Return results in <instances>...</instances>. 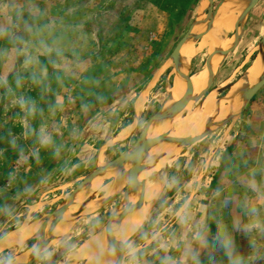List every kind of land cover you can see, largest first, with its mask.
Returning <instances> with one entry per match:
<instances>
[{
    "label": "rangeland",
    "instance_id": "374dc122",
    "mask_svg": "<svg viewBox=\"0 0 264 264\" xmlns=\"http://www.w3.org/2000/svg\"><path fill=\"white\" fill-rule=\"evenodd\" d=\"M200 1L0 0V236L24 220L36 222L29 220L51 213L61 197L79 185L83 179L79 176L85 177L95 169L97 151L108 134L121 133L136 99L188 31ZM220 1L215 0L214 5ZM245 26L241 44L221 66L212 88L234 73L264 35V0L259 1ZM76 36L88 40L79 42L83 49L93 50L83 57V77L77 75L76 59L66 58ZM256 53L229 83L244 75ZM208 54L209 47L195 57L192 73L205 65ZM34 63L47 74L28 72ZM175 78L174 64L168 62L144 100L142 123L136 135L160 109ZM227 91L219 98L223 99ZM263 92L264 88L258 95ZM248 114L249 108L242 120ZM228 127L229 124L202 139L194 150L179 155L172 166H162L163 191L160 183L154 182L162 193L160 201L154 203L129 251L144 245L177 217L210 152ZM134 140L110 147L104 160L119 156ZM222 146L216 150L204 182L192 199L196 204L189 205L179 230L190 224L196 231L211 215L216 219L212 225H218L214 228L231 227L232 192H221L216 187L223 165L230 160L225 152L221 154ZM213 190L217 194L209 204ZM119 202L117 197L104 212L80 222L66 238L57 239L56 246L35 264H66L69 254L97 234ZM236 209L241 212L240 205ZM193 234L197 239L198 232ZM181 236L180 241L184 238ZM249 244L244 239L245 252ZM26 248L9 250L0 255V262ZM257 259L264 264V251Z\"/></svg>",
    "mask_w": 264,
    "mask_h": 264
},
{
    "label": "water",
    "instance_id": "95a60500",
    "mask_svg": "<svg viewBox=\"0 0 264 264\" xmlns=\"http://www.w3.org/2000/svg\"><path fill=\"white\" fill-rule=\"evenodd\" d=\"M230 1L237 2V4H244H241L243 8L239 12V14H237L238 25L236 27L235 33L230 36L234 38V43L229 49H216L214 54H220L223 57L221 60V64L218 68H216V70L212 74L208 87L203 90L200 94L195 95V88L192 81V64L195 58L185 59L181 55V48L183 47V45L189 42L197 41L204 33L210 32L211 29H213L214 27L213 25L215 23V17L217 16V14L221 13L226 8L227 4ZM259 1L260 0H221L217 5H214L215 0H201L197 9V13L195 15V19L189 26L188 31L180 39L168 60L159 68V70L156 72L151 81L147 83V86L139 96L144 102V100L148 96V92L155 86V83L158 82L159 75H161L163 70H165V67L168 62L174 64L176 78H179L188 88L186 95L179 99L173 100L171 99V96L168 92L166 100L164 101L160 109L153 116H151V118H149L145 127L140 132L137 140H135L136 142L125 152L121 153L119 156L115 157L110 161L99 163L98 156L101 153L100 148L96 159L95 169L88 175L83 177L79 185L69 195L61 197V202L58 204L55 210H53L51 213H49L38 221L37 234L35 236L29 237L24 242L23 246L16 245L14 247L6 248L4 251L12 250L15 248L21 250V248H25L26 246L30 245V247L23 252V254L25 253L26 256L25 262L23 264H34L39 259H41L43 257L42 255H44L53 246L55 241V226L57 223L61 222L63 219L68 221H62V223L68 225L67 232L62 236L64 237L71 231V229L79 220L97 212L98 210L102 209L105 205L119 197L120 202L117 206V209L105 225V239L107 244L110 245L118 255V260L114 264H123L129 254L135 253L138 248L133 249L131 251H127V249L131 244V241L137 236L140 229L146 223L148 218L141 225V227L123 243H118L115 240L113 236V231L122 223V221L127 217V215L133 213L137 209L142 208L144 205L146 182L139 181V175L142 171L147 168L145 160L148 159L147 155L151 148L156 145V143L160 144L174 142L182 148V151H185L186 149L191 148L195 143H197L201 139L206 138L211 134L213 135V133L217 132L218 130L229 124L226 133L220 138L219 143H217L214 147L215 149L210 152L209 159L206 163L207 169L215 155L216 150L221 146L225 138H227V136L230 134L235 123L243 116L244 112L247 110L254 97L264 88V75H262V77L254 85L245 83L240 87L242 81L247 82V69L244 75H242L235 82L229 83V79L226 82H223V84L212 88L213 82H215L217 73L226 55L238 46L239 42L243 37L246 27L245 25L247 23V20L249 19V15L252 9L259 3ZM222 35L225 36L224 34ZM256 52L261 54L264 53V36L259 41L257 46L253 49V51L249 54L246 61L249 59L250 56H252L253 53ZM235 88H238V91L242 97V107L236 112L227 113L217 122L209 124L210 126L207 130H203L197 135H194L188 139L174 137L171 133L160 135L153 139H147V134L150 130L159 127L173 116L179 115L180 113L181 115H183L184 113H182V111L186 107L191 106L195 108L202 106L204 100L206 99V95L210 91H217V95L219 96V94L228 90L225 94L222 95L223 97L231 93ZM171 100L173 101L167 104ZM141 118L142 113H138V111L136 110L135 103V129L139 125V121L141 120ZM131 135L125 139L119 140L114 143H109L110 141L107 140V142H105L102 146L103 148H105L104 150L106 151L110 147L116 146L122 143L124 140L129 139ZM160 159L161 158L153 159V163H155L156 161L158 162ZM124 164H129L131 166L130 171H128L127 173L121 170ZM108 169H114L115 171H117L120 177V181L122 183L124 182V186L121 191L112 196H100L92 194V192H90L88 194V197H86V199L81 202L80 208L77 209V211L75 212L72 211L70 209V203L79 199L78 197L81 196L83 189L89 184H91L95 179L102 177ZM108 181L109 179H104V183H107ZM132 195H139V201L136 204H133L129 201V198ZM192 195L194 196L195 192ZM122 205L124 207L120 211ZM185 206H187V204ZM236 208L237 205L234 204L233 209L231 211L232 217L234 218L235 226H237L238 222H240L241 220V214L237 211ZM154 238L155 236L151 240H149V242L153 241ZM15 254L10 255V257L3 261L1 264H13Z\"/></svg>",
    "mask_w": 264,
    "mask_h": 264
},
{
    "label": "crops",
    "instance_id": "0c3cea01",
    "mask_svg": "<svg viewBox=\"0 0 264 264\" xmlns=\"http://www.w3.org/2000/svg\"><path fill=\"white\" fill-rule=\"evenodd\" d=\"M254 8L250 13L249 18ZM245 32H246V27L244 34ZM243 37L239 42L238 46L241 44ZM74 41L75 44H73L72 48L70 49V52L67 53L66 58L70 60L76 59V69L78 71L77 75L83 77L85 75V71L83 69V59H84L83 57L88 56V54L92 53L93 50H89V51L85 50L79 44V42L88 41L86 38L82 36H76ZM235 49H233L231 52H229L226 55L223 63ZM249 54L247 55V57L249 56ZM247 57L245 58L243 63L234 71V73L229 78H227V80L232 78V76H234V74L237 71H239L240 68H242L243 64L246 62ZM95 59L97 58L95 57ZM35 64L36 63H34V65L31 67V70L30 67L28 68L29 69L28 72L36 73L39 75L47 74L45 70H41L44 68L39 69L38 67L35 66ZM219 71L217 73V76L219 74ZM95 75L96 73H94V76ZM227 80H224L223 82H226ZM223 82H221L219 85L223 84ZM143 85L146 84L143 83ZM93 86H95V84H93ZM258 94L254 97V99L251 101L250 105L248 106L249 114L246 117H244L243 120L241 117L237 121L239 123L234 129L232 136H230L229 138L228 135L227 138H225V140L223 141L224 144L223 143L221 144L223 145L222 148L224 147L223 148L224 151L222 150L223 152H221V154L223 155L225 152L227 155L230 156L229 158L230 160H228L226 164L223 165V168L221 169V174L219 176L218 184L216 187L218 191L221 192L223 191L226 193L232 192L230 195L231 197L230 201H232L233 206L236 203H238L237 206L238 205L241 206L240 209L241 212H239L241 214V220L240 222H238V225L237 226L234 225V218L232 217V213H231L230 214L231 218L229 222V225H231V227L229 226L222 229L214 228L215 226L218 225H216V223H214L215 225H212L213 221L216 219H214L215 217H212L211 215L209 216V219L205 221L204 226L197 229L196 231L195 229L192 228L193 225L190 224H186L187 226H185L186 228L184 229L181 230L178 229L180 228L181 223L185 222L186 220L184 219V217L188 212L189 205H192L193 203L196 204V201H194L195 195L193 196L192 194L194 192L196 194L200 190V187L204 182V176L207 171L205 164L204 168L201 170V173L198 175L196 179L197 184L194 190L192 191L190 196L187 197L186 200L184 201L181 210L177 213L178 215H175L177 217L174 220H170L169 224L163 226L162 229H160L157 233H155L154 234L155 238L153 239V241L149 242V240L151 239H148L145 241L144 245L138 246L137 247L138 250L135 253L129 254L123 264H259L260 263L257 257L260 254V252L264 251V92L263 94L262 93L260 95ZM134 120H135V108H132L129 111V120L128 119L126 120L125 126H123L120 129V131H122L130 124H132ZM141 123H142V118L139 121V125L137 126V128L135 129V131L133 132V134L129 139L137 140L139 135L136 134H137V130L140 128ZM117 135L118 133L108 134L105 139V142H107V140L114 138ZM127 140H124L123 142ZM135 140L131 144V146L136 142ZM200 142H202V139L197 143H195L191 148H188L187 151L181 153V155H185V153L189 152L190 150L192 151L194 150V148H197V146H199L197 144H199ZM98 152L99 150L96 153L95 162L97 159ZM221 159L222 157L220 158V162ZM178 170H180V167H178L177 171ZM79 177L83 178L84 176L83 177L79 176ZM163 189L164 188H162V191ZM161 194L162 193H160V195L157 196L158 197L157 203H159L160 201ZM216 194L217 193H215V190H213L212 195L209 197L210 199L209 204L212 202L211 200L215 198ZM193 198L194 200H192ZM113 201L105 205L102 209L98 210L97 212L91 214L90 216L79 220L75 224V226L71 229V231L76 226H78L80 222L90 220V218L92 219L95 215L104 212ZM186 204L187 206H185ZM116 209L113 211V214L115 213ZM113 214L110 216V218L113 216ZM40 219L41 218H37V220L30 219L29 221L38 222ZM24 222L25 220L22 223H20L17 227H20ZM106 223L101 227L99 231L104 230ZM99 231H97V233ZM9 232L10 231H8L7 233ZM194 232H198L197 239H195L196 235L193 234ZM69 233L67 235H69ZM181 235H183L184 237L182 241L179 240V236ZM66 236H64V238H66ZM190 236L191 237L194 236V239L191 238ZM244 239L246 240L248 239L250 243L249 246L246 247V252L243 247ZM56 240L54 241L53 246L45 253V255L56 246L55 243ZM26 247L29 248L30 245ZM8 251L9 250L3 251L0 255L6 254ZM127 251H129V249H127ZM75 252L76 250L71 253H75ZM6 259H3L0 262V264ZM75 264H85V260H80Z\"/></svg>",
    "mask_w": 264,
    "mask_h": 264
},
{
    "label": "bare ground",
    "instance_id": "6f19581e",
    "mask_svg": "<svg viewBox=\"0 0 264 264\" xmlns=\"http://www.w3.org/2000/svg\"><path fill=\"white\" fill-rule=\"evenodd\" d=\"M241 4L230 1L226 8L215 17L214 27L210 32L204 33L197 41L189 42L181 48V55L185 59H192L197 57L199 53H202L207 47H209L208 59L205 65L201 69L192 73L195 95L200 94L208 87L212 74L221 64L223 57L220 54H214L216 49H229L233 45L234 38L229 36L235 32L238 25L237 14H239L243 8ZM223 32L226 36L222 35ZM242 73L243 71L240 74ZM247 74V82L242 81L240 87L245 83L254 85L258 82L262 75H264V53H256L254 60L247 68ZM168 89L171 99L173 100L183 97L188 91L186 85L179 78H175L173 84ZM173 100L167 104L171 103ZM143 104L144 102L142 98L138 96L136 99V110L138 113L143 110ZM242 105L243 100L238 88H235L223 99L219 98L217 91H210L206 95V99L204 100L202 106L195 108L191 106L186 107L182 111V113H184L183 115L180 113L179 115L173 116L159 127L150 130L147 134V139H153L167 133H171L174 137L188 139L203 130H207L210 126L209 124L217 122L227 113L238 111ZM135 126L136 123L133 122L128 127L123 129L120 134L109 140V143H114L129 137L134 132ZM223 133L221 135H223ZM104 149L105 148L102 146L100 151L101 153L98 156L99 163L107 162L104 160ZM182 152V148L174 142L156 143V145L151 148L147 155L148 159L145 160L147 168L139 175V181L146 182L144 205L142 208L127 215L122 223L114 229L113 236L118 243H123L130 238L148 218L151 209L158 198L157 196L164 185L165 172L162 166L165 164L171 165ZM156 158L161 159L158 162L156 161L153 163V159ZM130 168L131 166L129 164H124L121 170L127 173L130 171ZM104 179H109V181L104 183ZM155 180L161 185L160 191L158 186L157 188L154 187ZM123 186L124 182L122 183L120 181L118 172L114 169H108L102 177L95 179L91 184L83 189L81 196L78 197L79 199L70 203V209L74 212L77 211V209L81 206V202L88 197L90 192L100 196H112L121 191ZM129 201L136 204L139 201V195L130 196ZM123 207L124 206L122 205L120 211ZM62 221L57 223L55 226V240L60 239L68 230V225L62 223ZM37 230V221L32 223L25 221L20 227L13 229L9 233L5 234L4 237H0V254L6 248L14 247L16 245L23 246L24 242L29 237L37 234ZM26 249L14 255L13 264H23L25 262L26 256L23 252L26 251ZM80 260H85V264H114L118 260L116 251L106 242L104 230H101L97 234L89 237L77 248L75 253L69 254L68 262L66 264H75Z\"/></svg>",
    "mask_w": 264,
    "mask_h": 264
}]
</instances>
